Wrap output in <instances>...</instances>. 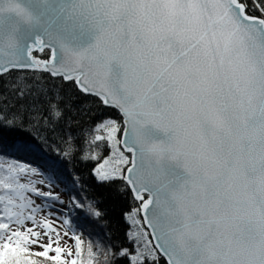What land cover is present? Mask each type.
<instances>
[{"label":"snow or ice","instance_id":"obj_1","mask_svg":"<svg viewBox=\"0 0 264 264\" xmlns=\"http://www.w3.org/2000/svg\"><path fill=\"white\" fill-rule=\"evenodd\" d=\"M2 161L0 264H264V0H0Z\"/></svg>","mask_w":264,"mask_h":264},{"label":"trees","instance_id":"obj_2","mask_svg":"<svg viewBox=\"0 0 264 264\" xmlns=\"http://www.w3.org/2000/svg\"><path fill=\"white\" fill-rule=\"evenodd\" d=\"M257 15H260L259 13H256ZM104 108H107L106 106H103ZM2 162H9V161H2ZM92 165H81L79 168L76 169L78 173H87V177L85 180V183L92 186L94 191L86 193V195H95L102 198V203L99 204V208L102 210H106L108 215L107 219L111 222L109 224V227L113 229L114 235L113 239H118L120 241L125 240V233L126 230L130 227L123 219V213L126 211H131V208L133 206V194H131L130 189L126 190L124 194H120L115 190L116 185L113 184L110 187H104V186H98L95 183V180L91 177L90 171H91ZM126 183V182H125ZM138 203V202H135ZM139 218V217H138ZM81 225L89 224V221L85 220L84 217H81L80 220ZM93 232L99 231L100 233H103V228H97L96 225H91V228L89 229ZM146 230V228H145ZM147 231V230H146ZM88 231H84L81 233V238L85 240V244L82 246V255L80 259L87 260V244H88ZM151 239V238H150ZM68 243V242H67ZM65 245V241L61 242V246ZM68 247L74 248L73 253H75V246L72 247L71 245ZM94 246V251H95ZM159 255V254H158ZM32 259H36L38 261V264H50V262L46 258H39V257H31Z\"/></svg>","mask_w":264,"mask_h":264},{"label":"rangeland","instance_id":"obj_3","mask_svg":"<svg viewBox=\"0 0 264 264\" xmlns=\"http://www.w3.org/2000/svg\"><path fill=\"white\" fill-rule=\"evenodd\" d=\"M119 135V134H118ZM0 163H3L4 164V166L6 167L7 166V163L8 162H0ZM3 175H6V173H0V178H2L3 177ZM69 246L71 245L72 247H74V243L73 242H71V241H68V243H67ZM73 250H74V248H73Z\"/></svg>","mask_w":264,"mask_h":264},{"label":"water","instance_id":"obj_4","mask_svg":"<svg viewBox=\"0 0 264 264\" xmlns=\"http://www.w3.org/2000/svg\"><path fill=\"white\" fill-rule=\"evenodd\" d=\"M36 53H34V55H35ZM107 107V106H106ZM145 228H146V230L150 233L151 232V229H148L147 228V226H146V224H145ZM150 238L153 240V245L155 244V238L154 237H151L150 236ZM157 252H158V254L160 255V256H162L163 254L162 253H159V251L157 250ZM166 257L164 258V260L166 261Z\"/></svg>","mask_w":264,"mask_h":264}]
</instances>
